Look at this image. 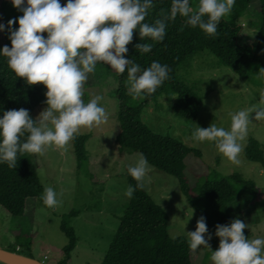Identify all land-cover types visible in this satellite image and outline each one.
<instances>
[{
  "label": "rangeland",
  "instance_id": "obj_1",
  "mask_svg": "<svg viewBox=\"0 0 264 264\" xmlns=\"http://www.w3.org/2000/svg\"><path fill=\"white\" fill-rule=\"evenodd\" d=\"M197 2L192 0V6ZM258 12L259 1L254 0L249 11L239 20L246 37L260 26ZM22 15L12 4L0 0V23L6 26L4 31H0V42L11 45L7 22L17 18L12 27L18 29V17ZM44 35L47 37V33ZM259 70L251 66L248 75L241 77L222 65L209 50L201 51L177 68L178 81L192 88L203 99L198 117L187 120L177 115L173 111L177 95L168 92L142 112V120L151 130L176 138L198 151L185 159V176L191 190L206 182L230 180L237 194L230 207L233 212L244 213L249 239L264 238V165L248 160L244 149L254 138L264 151V120L256 121L251 118L254 113L250 115L251 123L242 142L239 164L218 153L214 142L193 140L192 132L198 126L207 128L212 123L230 129L231 114L261 106L260 90L264 89V78L258 77ZM88 79L91 83L84 85L83 100L87 103L96 95L102 96L100 104L107 114L106 122L91 129L82 128L78 133L89 135L86 142L88 162L78 167L73 141L69 142L67 150L53 146L48 147L43 155L37 154L38 177L44 187H52L57 192L61 203L49 208L41 196L36 204L30 202L31 206H35L33 213L30 208L31 211H27L23 218L15 217L0 207V248L32 255L44 264H61L69 244V238L61 229L62 223L66 222L76 236L69 264H101L107 254L130 201L125 195L130 186L128 168L135 165L141 154L132 151L119 154L117 151L119 122L116 93L120 89L128 92V81L120 83L116 74L106 66L96 68ZM132 97L130 104L133 106L144 101L142 94ZM46 107L35 110V118ZM234 174L256 183L257 198L248 194L242 183L230 179ZM142 183L153 200L168 213L169 235L188 238L187 232L196 230L201 216L189 204L179 180L149 165ZM61 193L62 196L59 195ZM208 231L212 236L209 241L212 249L201 246L195 253L191 252L192 264H213L212 251L218 249L220 241L215 230L208 228ZM0 264L5 263L0 261Z\"/></svg>",
  "mask_w": 264,
  "mask_h": 264
},
{
  "label": "clouds",
  "instance_id": "obj_2",
  "mask_svg": "<svg viewBox=\"0 0 264 264\" xmlns=\"http://www.w3.org/2000/svg\"><path fill=\"white\" fill-rule=\"evenodd\" d=\"M11 2L23 15L18 17V29L12 27L17 18L7 22L11 47L4 45L0 55L7 58L9 68L28 85L43 84L47 88V107L35 119L24 108L4 111L0 118V163L14 168L18 153L43 155L53 146L67 150L82 128L91 129L106 122V110L100 104L102 96L96 95L87 103L83 100L84 85L98 62L110 65L118 74L127 71L128 93L135 97L153 94L168 79L170 68L166 64L153 61L142 70L139 64L125 58L135 31H139L141 40L148 37L161 42L167 22L179 15L186 18L187 26H198L206 34L215 35L235 0H198L195 6L190 0H172L170 13L162 12L161 18L152 24L144 21L153 0H67L65 5L60 0ZM5 28L0 23V31ZM135 47L140 53L152 49L148 43ZM257 75L264 78V67ZM259 104L231 114L230 129L215 123L207 128L196 127L193 140L214 142L218 153L239 164L250 115L254 113L251 118L256 121L264 120V89L260 90ZM148 171V160L143 155L134 166H129L128 172L137 184L135 188L131 185L127 188L126 196L131 198L136 188H143ZM42 199L49 208L61 203L52 187H45ZM246 228L247 223L238 217L229 224L216 225L215 235L220 242L218 249L212 251L213 264H264V238L249 239L244 232ZM187 234L191 252L201 246L212 249L209 244L212 236L204 216L197 220L196 230Z\"/></svg>",
  "mask_w": 264,
  "mask_h": 264
},
{
  "label": "trees",
  "instance_id": "obj_3",
  "mask_svg": "<svg viewBox=\"0 0 264 264\" xmlns=\"http://www.w3.org/2000/svg\"><path fill=\"white\" fill-rule=\"evenodd\" d=\"M4 1L12 4L11 0ZM252 1L254 0H235L230 15L221 19L215 35L206 34L198 26H187L186 18L179 15L174 21L167 22L166 35L161 42L148 37L141 40L139 31H135L132 43L127 46L125 58L139 64L142 70L150 67L153 61L166 64L170 68L168 79L153 94L142 93L144 101L138 105L130 104L133 97L125 90L120 89L116 93L118 153L138 152L155 169L175 176L191 207L200 216H204L207 227L215 231L217 224H229L237 217L247 223L242 211L231 210L230 206L237 194L230 180L206 182L191 190L185 176V159L189 154L198 151L176 138L151 130L143 122L142 112L159 96L168 92L177 95V103L173 107L177 115L187 120L198 117L203 107V99L192 88L178 81L177 68L201 51L209 50L222 65L231 68L241 77L248 75L251 66L264 67V0H258L257 14L261 22L252 35H243V26L239 23L241 16L249 11ZM60 2L65 5L67 0ZM171 4L172 0H153V7L149 9L144 22L152 24L161 18L162 12L170 13ZM190 4L192 5V0ZM138 43L151 44V51L140 53L135 47ZM4 45L11 47L8 43L0 42V50ZM100 66H106L114 72L120 83L127 82V71L118 74L110 65L98 62L96 68ZM86 82L90 84L91 80ZM46 92L42 84L30 86L23 78L17 77L9 68L7 58L0 55V118L4 111L24 108L35 119V110L47 106ZM26 135L21 138L22 141L26 139ZM88 139V134H77L72 140L79 168L88 162ZM244 154L248 160L264 165V151L257 139L249 140ZM127 179L129 185L135 188L137 181L130 174ZM230 179L242 183L246 192L257 198L256 183L253 180H244L239 174L230 176ZM44 189L38 177L37 154L18 153L14 168L0 163V207L7 213L19 218L25 217L30 208L33 213L35 206H31L30 202L36 204ZM262 201L264 202V197ZM169 226L166 210L153 200L144 187L136 188L101 264H192L189 239L184 236L171 237L168 233ZM61 229L69 238V244L65 248L66 255L61 264H69L70 254L76 245V236L66 222L62 223ZM244 232L248 237V228ZM24 255L34 258L32 255Z\"/></svg>",
  "mask_w": 264,
  "mask_h": 264
},
{
  "label": "water",
  "instance_id": "obj_4",
  "mask_svg": "<svg viewBox=\"0 0 264 264\" xmlns=\"http://www.w3.org/2000/svg\"><path fill=\"white\" fill-rule=\"evenodd\" d=\"M0 261L5 264H44L35 258L0 248Z\"/></svg>",
  "mask_w": 264,
  "mask_h": 264
}]
</instances>
